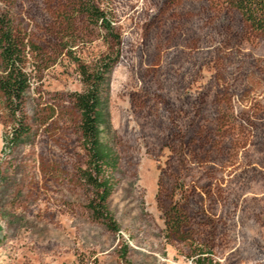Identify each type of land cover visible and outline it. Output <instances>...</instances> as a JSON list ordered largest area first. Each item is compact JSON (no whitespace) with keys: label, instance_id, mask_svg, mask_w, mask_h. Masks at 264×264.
<instances>
[{"label":"rangeland","instance_id":"obj_1","mask_svg":"<svg viewBox=\"0 0 264 264\" xmlns=\"http://www.w3.org/2000/svg\"><path fill=\"white\" fill-rule=\"evenodd\" d=\"M69 2L0 0L30 76L16 147L0 93V264H264V37L215 0H110L112 34ZM104 63L117 233L71 100Z\"/></svg>","mask_w":264,"mask_h":264},{"label":"trees","instance_id":"obj_2","mask_svg":"<svg viewBox=\"0 0 264 264\" xmlns=\"http://www.w3.org/2000/svg\"><path fill=\"white\" fill-rule=\"evenodd\" d=\"M70 6L92 26L107 33L113 32V14L108 5L110 0H69ZM229 5L239 12L250 29L264 37V0H215ZM115 38V37H114ZM111 65L103 64L92 68L79 66L78 74L82 92L71 97L72 106L78 114V132L86 154L83 178L93 191L88 208L92 215L103 222L105 228L117 233L118 227L107 208V201L115 186L118 157L108 142V113L101 98V84ZM28 52L25 37L20 35L7 15L0 16V93L15 127L8 140L10 147L18 146L27 134L22 118L23 96L29 87ZM125 260L126 246L120 251ZM128 264V263H126ZM208 264H212L209 262Z\"/></svg>","mask_w":264,"mask_h":264}]
</instances>
